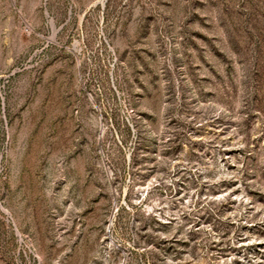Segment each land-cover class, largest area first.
<instances>
[{
	"label": "rangeland",
	"instance_id": "374dc122",
	"mask_svg": "<svg viewBox=\"0 0 264 264\" xmlns=\"http://www.w3.org/2000/svg\"><path fill=\"white\" fill-rule=\"evenodd\" d=\"M0 264H264V0H0Z\"/></svg>",
	"mask_w": 264,
	"mask_h": 264
}]
</instances>
